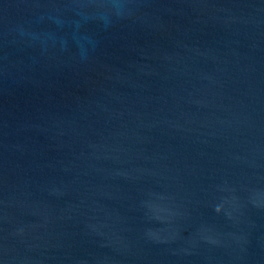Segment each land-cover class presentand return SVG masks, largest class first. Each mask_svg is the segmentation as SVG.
<instances>
[{
  "label": "water",
  "instance_id": "1",
  "mask_svg": "<svg viewBox=\"0 0 264 264\" xmlns=\"http://www.w3.org/2000/svg\"><path fill=\"white\" fill-rule=\"evenodd\" d=\"M0 264H264V0H0Z\"/></svg>",
  "mask_w": 264,
  "mask_h": 264
}]
</instances>
